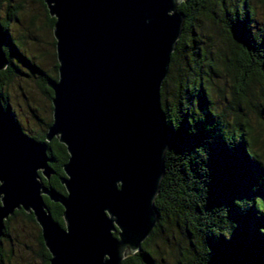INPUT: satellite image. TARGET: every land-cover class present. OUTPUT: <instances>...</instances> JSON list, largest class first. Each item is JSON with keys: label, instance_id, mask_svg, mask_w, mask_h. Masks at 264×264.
I'll use <instances>...</instances> for the list:
<instances>
[{"label": "water", "instance_id": "1", "mask_svg": "<svg viewBox=\"0 0 264 264\" xmlns=\"http://www.w3.org/2000/svg\"><path fill=\"white\" fill-rule=\"evenodd\" d=\"M184 0H42L53 18L57 79L39 142L0 99V238L15 211L32 214L49 264H121L158 221L154 201L171 141L160 89L183 27ZM9 44L0 22V71ZM66 149L60 184L47 155ZM62 207L63 227L44 202ZM117 232V236L114 233Z\"/></svg>", "mask_w": 264, "mask_h": 264}, {"label": "trees", "instance_id": "2", "mask_svg": "<svg viewBox=\"0 0 264 264\" xmlns=\"http://www.w3.org/2000/svg\"><path fill=\"white\" fill-rule=\"evenodd\" d=\"M32 1L52 34L55 20L42 0ZM2 4L7 8L0 22L9 40L3 47L9 64L0 71L1 103L26 135L43 142L52 123L47 83L57 79L55 42L52 36V67L44 72L39 58L25 49L29 31L17 29L22 5L17 0H0ZM177 11L183 27L160 89L171 141L154 201L158 221L140 250L121 264H264V0H184ZM33 28L31 21L28 30ZM21 78L35 80L45 99L41 112L19 86L21 103L17 111L13 108L10 90ZM218 81L228 84L229 99ZM47 146L54 175L42 184L65 194L60 178L66 149L56 138ZM43 199L63 227L62 207ZM17 220L35 231L38 258L49 264L40 229L32 214L22 210L4 222L0 264L10 260L3 244L14 228L18 232Z\"/></svg>", "mask_w": 264, "mask_h": 264}, {"label": "rangeland", "instance_id": "3", "mask_svg": "<svg viewBox=\"0 0 264 264\" xmlns=\"http://www.w3.org/2000/svg\"><path fill=\"white\" fill-rule=\"evenodd\" d=\"M23 7L20 11L19 22L17 29L20 32L29 31L28 39L26 40L27 51L32 52V56L39 58L38 64L44 72H50L52 67V58L51 53L54 51L51 48V37L50 31L45 28V17L42 13V10L38 4L32 0H17ZM7 8L5 5H0V19L6 18ZM33 21L34 28L28 30L30 27V22ZM216 35V34H215ZM31 49V50H30ZM20 69L25 72L23 67ZM12 85V90H10V98L13 108L17 111L16 105L19 104L20 98L16 91V86L21 87L24 91H28L35 99L38 109L41 112V109L45 107V99L42 96L40 89L35 83L34 79L21 78L20 80L16 79ZM225 94L224 96L229 99V88L228 84H223ZM221 81H218V87L221 88ZM14 86V87H13ZM173 88H169V94L171 95ZM218 100V99H217ZM222 104L224 101H221ZM18 228V232L14 228L10 233L9 243H4V249L6 252L10 251L11 256L10 260L4 259L3 264H41L40 259L38 258V249L36 246V233L35 231L23 223L21 220H17L15 225ZM7 244L9 246H7ZM157 246L166 252V248L162 247L161 243ZM8 257V256H7ZM169 260V258L167 259ZM156 261V260H155Z\"/></svg>", "mask_w": 264, "mask_h": 264}, {"label": "flooded vegetation", "instance_id": "4", "mask_svg": "<svg viewBox=\"0 0 264 264\" xmlns=\"http://www.w3.org/2000/svg\"><path fill=\"white\" fill-rule=\"evenodd\" d=\"M53 175H54V174H53ZM53 175H52V176H53ZM63 177H64V176H63ZM42 179H43V178H41V181H42ZM45 181H46V180H45ZM48 181H49V180H48ZM45 198H46V197H45Z\"/></svg>", "mask_w": 264, "mask_h": 264}]
</instances>
